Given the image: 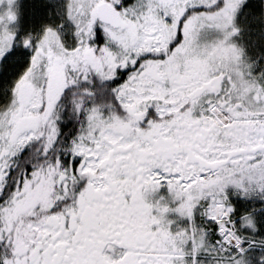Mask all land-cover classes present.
<instances>
[{
    "label": "snow or ice",
    "instance_id": "snow-or-ice-1",
    "mask_svg": "<svg viewBox=\"0 0 264 264\" xmlns=\"http://www.w3.org/2000/svg\"><path fill=\"white\" fill-rule=\"evenodd\" d=\"M0 264H264V0H0Z\"/></svg>",
    "mask_w": 264,
    "mask_h": 264
}]
</instances>
